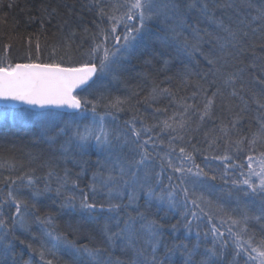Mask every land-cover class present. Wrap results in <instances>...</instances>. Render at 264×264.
I'll use <instances>...</instances> for the list:
<instances>
[{
	"label": "trees",
	"instance_id": "trees-1",
	"mask_svg": "<svg viewBox=\"0 0 264 264\" xmlns=\"http://www.w3.org/2000/svg\"><path fill=\"white\" fill-rule=\"evenodd\" d=\"M109 1L0 0V67L30 63H56L61 67L94 63L98 67V60H88V53L103 40L101 30L105 33L111 30L113 21L108 19L111 16ZM214 3L234 5L233 8L215 9V16L231 23L234 29L238 26L236 13L239 12L243 18L244 12L250 11L235 7L243 4L244 0H214ZM102 8L104 16L100 14ZM188 15L190 23L199 20V27L207 29L213 36L227 37L195 9ZM146 23L144 35L134 41L132 48L130 46L118 54L113 71L100 80L96 77L95 84L91 83V87L75 96L98 102L97 113L108 118L111 137L116 133L121 134V141L128 137V143L120 150L125 155L122 159H139V153L144 150L149 153L148 182L158 193L164 194L171 190L170 186H175L177 207L169 209L165 203H146L144 198L130 202V194H140L134 186L122 187V198H110L108 189L101 186L100 177L93 179L96 173L107 177L109 173L115 175L118 172L113 162L102 154L108 150L93 148L84 152L75 149L74 145L67 143L72 129L59 133L71 113L0 107V112L8 113L0 118V219L6 225L0 227V264H46L49 260L52 264H98L86 254L74 252L66 244L53 247L49 232L75 248H107L109 251L103 258L108 259L110 253L113 264H131L136 259V249L142 248L145 254L141 259L146 257V264H150L151 247L146 234L140 233L133 244L127 246L126 242H117L113 246L106 240L108 234L124 227L129 215L135 217L138 212L165 225L163 243L156 253L158 259L165 257L164 245L169 248L187 245L189 249L198 246L193 257L196 264L208 259L203 254L209 249H214L217 255L211 257L208 264H258V261L249 260L246 253L236 255L239 251L236 237L229 233L228 228H232V233L240 232L246 213L250 219L246 222L247 232L241 233L242 241L252 237L253 246H259L264 240V220L251 219L261 215L262 197L245 195L248 191L245 185L233 184V181L239 182L247 177V156L258 155L248 151L247 140L239 150L235 141L245 136L250 139L259 128L258 121L264 118V109L255 102L264 103V83L260 82L264 80V27L259 21L247 27L239 25L247 35L240 34L238 42L228 43L221 50L214 39L205 37L200 50L195 51L185 49L170 39H162V22ZM120 30L117 29V35L121 34ZM189 32L190 29L185 35ZM110 39L111 36L106 43L113 47L115 41ZM220 43H225L224 39ZM97 56L99 54L94 57ZM209 59L214 63L210 64ZM229 76L231 81H228ZM153 89H167L172 95L158 91L153 98ZM213 93H216L214 97ZM100 97L104 99L100 101ZM210 97L213 104L209 116L201 119L204 105ZM117 98L124 102L121 111L104 107ZM185 106L191 107L185 110ZM88 107L90 109L91 105ZM38 114L49 116V124L54 126L46 129L45 121L37 119ZM86 115L92 116L91 113ZM56 118L60 121L55 122ZM237 120L239 122L233 128V122ZM164 121L176 130L163 129ZM181 123L183 127H180ZM133 125L141 132L136 143H133L136 138L131 132ZM75 127L76 124L72 125L73 129ZM65 148H68L67 152ZM180 148L190 153L193 159L185 160ZM257 149L264 151V144L258 141ZM225 156L230 159L217 158ZM168 160L177 167L192 168L193 173L198 171L194 165H198L209 177L215 176L216 179L196 178L188 174L191 179L181 185L183 174L169 168ZM29 177L34 181L32 185L28 184ZM93 184L96 185L95 190ZM45 185L50 190H45ZM181 187H187L190 193L203 194L212 202L211 222L204 213H200V219L191 216L192 211L199 212L191 203L187 209L179 203L183 200ZM57 188H60L59 194ZM37 189L41 194L33 196ZM10 191L17 200L28 204L27 209L21 205L22 215L16 214L15 203L8 195ZM84 197L89 203L104 204L105 210L98 208L91 214L82 212L79 206ZM71 198H74L71 202L76 208L62 207ZM110 199L113 203L122 204L118 214L107 211ZM202 207L205 213L209 212L208 206ZM217 207L223 212H217ZM185 211L189 215L185 216ZM37 216L51 219L49 223H41ZM228 217L240 220L241 224L231 225ZM187 221H191V231L185 228ZM140 223L136 224L137 229ZM171 225H177L178 230L174 231ZM213 225L223 233L222 237L212 233ZM40 252L44 253V260H41ZM182 252L183 248H180L170 260L164 259V264H184L186 257Z\"/></svg>",
	"mask_w": 264,
	"mask_h": 264
},
{
	"label": "snow or ice",
	"instance_id": "snow-or-ice-1",
	"mask_svg": "<svg viewBox=\"0 0 264 264\" xmlns=\"http://www.w3.org/2000/svg\"><path fill=\"white\" fill-rule=\"evenodd\" d=\"M120 7H124L126 11L122 16H109L108 19L113 21L111 30L109 33H105L102 29L100 35L103 37V40L96 44L94 48L90 50L88 55L90 57L95 56L98 52H103V55L99 59V66L96 64L84 65L82 67H61L59 64H16L14 67L9 65L8 67H0V98L19 100L24 101L33 105H40L43 107L46 104H55L62 107H67L74 110L70 114V119L65 123L63 128L59 129V133H64L68 129H72V121H74L78 115L86 113L89 110L93 113V126H85L83 130H80L79 125L72 129V134L69 137L68 144L74 145L75 149L81 151H88L93 148L106 149L109 151L110 155L115 156L116 165L118 166V172L115 175L109 173L107 177H103L102 174L96 173L93 176V179L96 180L97 177H100V183L102 187L108 189L109 197L113 196L116 199L123 197L124 193L121 191L122 187L125 186H134L138 185L140 190L143 192L146 203L152 201H158L161 204L167 203L169 209H175L177 207L178 201L176 200L177 192L175 186H170L171 190L164 194L163 192L158 193L156 189L149 183V174L145 171L143 181L139 175L142 168H146V163L149 160V153L144 150L139 153V159L133 158L132 160L125 161L122 159L120 150L123 145L128 143L127 138H124L121 141L120 137H110L109 133L105 130L103 124V116H99L97 113L98 102L92 100L78 98L74 96L73 90L80 85H87L93 76L97 77V80H100L105 75L113 71V65L117 63L118 54H121L123 51L132 46L133 42L144 35L143 30L146 28L149 21H160L164 24V27L161 31L164 33L162 39L176 42L181 45L183 48L188 49L192 48L195 51L200 50V44L204 42L205 37H210L216 41L220 49L223 50L228 43L233 41L238 42V37L240 34L244 36L247 35V32H244L239 25L247 27L252 22H260V25L264 27V0H244L243 4L235 5V7L243 9H248L250 11L244 12L243 18L240 17V13L237 12V28H233L231 23H225L222 17L215 16L216 8H233L232 3L216 4L214 0H124L123 4ZM195 9L199 12L205 20L209 21L211 24L215 25L216 29L223 31L227 34V37L222 38L219 36H213L211 32H208L207 29H201L199 27V20H196L195 23L189 22V13ZM255 13V14H253ZM101 16H104L105 13L103 8L101 9ZM133 21H138L137 23H130ZM123 23L125 31L122 35H117V26ZM190 29L188 35H185V32ZM255 31V29H253ZM115 41L113 45L114 51L109 47L105 46L109 37ZM191 37V38H189ZM221 39H224L225 43H220ZM121 40L123 43H121ZM207 58V57H206ZM210 64L214 63L213 60L209 59ZM99 73V75H97ZM232 77H228V81H231ZM264 83V80L260 81ZM93 84L96 83L95 80L92 81ZM159 93H172L168 92L167 89L157 90L153 89V98ZM216 93H213V97ZM104 98L100 97L99 100L102 101ZM259 108L264 109V103L259 100L255 101ZM124 103L119 98L114 101H110L105 104L106 108H113L117 111H121V104ZM213 104V98L210 97L207 99V103L204 105V112L201 115V119H204L205 116H209V110ZM89 105L91 108L89 109ZM188 107L185 106V110ZM161 111V109H157ZM111 114V113H107ZM98 117V120H97ZM38 118H45V114H38ZM239 121L233 122V128L236 127V124ZM259 128L257 131L253 132L251 138L248 139L246 136L241 137L239 140L235 141L236 145L239 146L244 144L247 140L248 151L257 152L258 155H248L247 156V168L248 175L242 181H233V184H242L246 185L248 191L245 192V195H260L262 197L261 203V215L256 217H251L257 221L264 220V151H259L257 149V142H262L264 144V118H261L258 121ZM180 127H183L181 123ZM163 129H172L175 131L168 121L163 122ZM162 129V130H163ZM151 131V129H146ZM132 135L136 138L133 143L139 141L141 132L135 128L133 125L131 129ZM58 133V134H59ZM227 135V132H225ZM54 139V138H51ZM115 141V142H114ZM147 144V141L144 142ZM137 147L143 148V145L137 144ZM65 152L68 151V148L64 149ZM173 151H175L173 149ZM180 153L185 160H192L190 153H187L184 148H180ZM218 159H230L229 157H217ZM253 163L256 164V167H253ZM167 166L172 168L174 172L182 173L180 178V184L184 185L192 176L207 177L208 179L215 180V176H208V173L203 169H200L198 165H194L198 171L195 173L192 172V168L177 167L173 165L171 160L167 161ZM244 167V165H241ZM243 175V173H241ZM160 174H157L159 177ZM252 177H256V182L252 180ZM18 179L23 180L24 177H18ZM169 180L172 177H168ZM159 182V180H157ZM195 182V181H193ZM15 183V181H13ZM34 181L29 177L28 184L32 185ZM93 190H95L96 185H92ZM45 190H50L48 185H45ZM180 191L183 193V200L179 203L187 209L189 203L193 205L194 208L199 209V212L192 211L190 214L196 219H200V213H204L208 216L209 221L213 219V213L211 211L212 202L207 200L203 194L197 195L195 192H189L187 187H181ZM57 194L60 193V188L56 189ZM40 190H36L33 193V196L40 195ZM9 197L15 203L16 214L22 215L21 205L23 204L24 209L28 208V204L22 201L17 200L10 191L8 193ZM74 198L69 199L62 207H68L75 209L76 205L71 202ZM130 202H133L139 199V195L130 194L128 196ZM206 205L209 207V212L205 213L204 207ZM80 210L82 212L94 213L98 208L100 211L105 210L104 204H97L95 202L89 203L87 197H84L80 202ZM121 203H113L111 199L107 204V211L119 213L122 209ZM217 212H223V209L217 207ZM184 215H189L188 211L184 212ZM36 219L41 223H49L51 218L44 219L40 216H37ZM250 219L245 213L243 220L245 221L244 226L241 228L240 232L232 233V228L229 227V233L235 235L236 237V247L239 251L236 252V255L239 256L241 252L248 255V259L252 261H258V264H264V240L260 242L259 246H253V238L249 237L247 240L242 241L241 233L247 232L246 222ZM228 220L231 221V225L239 226L241 224L240 220L233 219L228 217ZM140 223V228H136V224ZM227 223V221H223ZM117 227L119 228V220H117ZM191 221L185 223V228L188 231H191ZM0 227H6L4 220L0 219ZM165 225L156 220H149L144 213L138 212L135 217L129 215L128 219L124 222V227L120 228L116 232H111L106 236L108 243L115 246L117 242H126L127 245H132L134 238H138L140 233L146 234L149 239L147 243L151 247V262L150 264H164V259L170 260L173 255L179 251L180 248H183L185 261L184 264H196L193 257L197 254V247L193 246L192 249H189L187 245H176L169 248L167 245H164L165 257L164 259L157 258V249L163 243V230ZM171 228L174 231H177V225H171ZM212 233L223 236L222 232H219V229L213 225L211 228ZM199 237V232L196 233ZM207 235V234H205ZM48 236L53 242V247H58L60 244H66L68 247L72 248L74 252L86 254L92 260L97 261L98 264H113V261L110 258L104 259V254L109 250L105 249H93L89 250L87 248H75L74 245H71L70 242L63 241L59 236H53L51 232L48 233ZM242 241V242H241ZM23 242V241H22ZM31 247V245H29ZM123 250V249H122ZM255 253V255H253ZM145 250L142 248L136 249V259L131 262V264H146V257H144ZM208 259L199 261V264H208V261L211 257L217 255L214 249L206 250L203 254ZM41 260H44V253L40 252ZM46 264H52V261H46ZM118 264V262H117Z\"/></svg>",
	"mask_w": 264,
	"mask_h": 264
},
{
	"label": "rangeland",
	"instance_id": "rangeland-1",
	"mask_svg": "<svg viewBox=\"0 0 264 264\" xmlns=\"http://www.w3.org/2000/svg\"><path fill=\"white\" fill-rule=\"evenodd\" d=\"M123 2H124V0H110L109 2H108V5H109V7H110V13H111V16L112 15H115V16H122L123 15V13L126 11V9L124 8V7H120V5L121 4H123ZM130 23H137L138 24V21H133V22H130ZM117 29L118 30H120L121 31V34L120 35H122L123 33H124V31H125V28H124V24L123 23H121V24H119L118 26H117ZM110 40H112V39H110ZM121 43H123V41L121 40ZM133 44H135L134 42H133ZM133 44H132V46H133ZM114 45V44H113ZM106 46L107 47H109L110 49H112L113 51L115 50L114 49V47H110L109 46V44L108 43H106ZM132 46H131V48H132ZM97 54H99V56H97V57H94V56H92V57H88L89 59L88 60H91V61H94L93 59H96V60H98V62H99V59H100V57L103 55V52H98ZM90 64H94V63H90ZM90 64H87V65H90ZM113 69H114V67H113ZM99 74V73H98ZM97 74V75H98ZM105 77V76H104ZM103 78V77H102ZM101 78V79H102ZM90 112V111H89ZM89 112H86V113H82L81 115H78L77 116V120H75V123H73L72 125H75L76 124V126L77 125H79V127H80V130L82 131L83 130V128L85 127V126H93V124H94V122H93V113L92 112H90L91 114H92V116H89V115H86V114H90ZM8 115V113L7 112H0V118L1 117H6ZM85 117V118H84ZM81 118V119H80ZM37 119H39V118H37ZM82 119H84L85 120V122L83 121L82 122ZM49 120H50V117L49 116H47V117H45V118H43L41 121H45V123L47 124H45L44 122H43V124H44V126H45V128L47 129L48 127H53L54 126V124H49ZM97 120H98V117H97ZM60 121V119L59 118H56V120H55V122H59ZM54 122V123H55ZM53 123V122H52ZM108 118H106V116H103V124H104V128H105V130L108 132V130H109V126H108ZM73 129V128H72ZM72 131V130H71ZM71 133V132H70ZM72 134V133H71ZM114 137H120L121 138V134L120 133H116L115 135H113ZM111 137V136H110ZM127 138V140H128V137H126ZM132 141V140H131ZM121 153V152H120ZM102 154L104 155L105 154V157H106V159L107 160H109V161H111V162H113V167H114V169L116 170V171H118V166L116 165V161H115V156L114 155H110V153L108 152V151H103L102 152ZM121 156H122V158H124V154H122L121 153ZM253 167L255 168L256 167V164L255 163H253ZM149 168H150V163L147 161V163H146V168H142L141 169V171H140V173H139V175H140V177H141V180L143 181V178H144V173L143 172H145V171H148L149 170ZM252 180L254 181V182H256V177H252ZM246 186V185H245ZM247 187V186H246ZM134 188H135V191L137 192V193H140L139 194V199L140 198H144V196H143V192L140 190V188H139V186L138 185H134ZM130 190V189H129ZM138 199V200H139ZM145 199V198H144ZM154 202H156L157 204H161L160 202H158V201H154ZM165 205L167 206V203H165Z\"/></svg>",
	"mask_w": 264,
	"mask_h": 264
},
{
	"label": "water",
	"instance_id": "water-1",
	"mask_svg": "<svg viewBox=\"0 0 264 264\" xmlns=\"http://www.w3.org/2000/svg\"><path fill=\"white\" fill-rule=\"evenodd\" d=\"M95 78L96 76H93L92 80H90L88 84L90 85ZM87 87H88L87 85H80L73 90L72 94L75 96L76 93L84 90ZM0 107L12 108V109L24 108V109H28V110L35 111V112H42V111H48V110L58 111L61 113L74 112V110L72 109H69L67 107L58 106L55 104H46L43 107H41L40 105H33V104L26 103L24 101L4 99V98H0Z\"/></svg>",
	"mask_w": 264,
	"mask_h": 264
}]
</instances>
